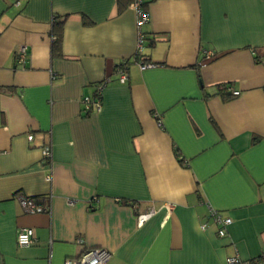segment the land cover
<instances>
[{
  "label": "crops",
  "instance_id": "1",
  "mask_svg": "<svg viewBox=\"0 0 264 264\" xmlns=\"http://www.w3.org/2000/svg\"><path fill=\"white\" fill-rule=\"evenodd\" d=\"M119 1L0 0V264H264V0H144V70Z\"/></svg>",
  "mask_w": 264,
  "mask_h": 264
},
{
  "label": "built area",
  "instance_id": "2",
  "mask_svg": "<svg viewBox=\"0 0 264 264\" xmlns=\"http://www.w3.org/2000/svg\"><path fill=\"white\" fill-rule=\"evenodd\" d=\"M18 5L20 2L17 3ZM144 0H132L130 7L136 12L137 15V28H138V49L136 54L140 57V67L144 70L148 67H152L151 63H147L144 61V35L143 28L150 21V15L143 8ZM27 57V49L25 47L20 48L17 51V59L19 63L24 64ZM119 81L121 83H126L128 80V73L125 70L119 69L118 71ZM105 87V83L100 84L97 87L94 98H87L84 101L85 111L89 113L93 108L100 110L101 108V96L102 90ZM234 96H239L240 92L234 91ZM29 140H33V136L30 135ZM52 152L50 148L45 149V156L47 158H51ZM20 205L24 209V211L28 214H38L44 212L43 207L38 204L35 199H29L23 196L19 198ZM155 214L154 210H151L148 213L139 215L138 221L139 224L142 225L148 219H150ZM211 217L213 221L220 227L219 236L225 237L227 233V228L232 224V220L230 218H225L218 212L211 210ZM206 226L204 225L203 228ZM35 242V233L32 229H24L20 231L17 235V244L20 247H29L33 245ZM112 258V254L105 249H87L84 251L77 259H69L64 264H109ZM229 264H254L253 262H242L237 257L229 258L227 260Z\"/></svg>",
  "mask_w": 264,
  "mask_h": 264
},
{
  "label": "trees",
  "instance_id": "3",
  "mask_svg": "<svg viewBox=\"0 0 264 264\" xmlns=\"http://www.w3.org/2000/svg\"><path fill=\"white\" fill-rule=\"evenodd\" d=\"M119 2H120V7H123V6H126V5L131 4L132 0H121ZM143 8H144V10L146 12H148L147 11V3L146 2H144ZM62 26H63V22L60 21L59 19H56L55 18L54 19V32L53 33H54V36H55L56 39L54 41V46H53L54 52L55 51L57 52V51L60 50V46H61V29H62ZM143 35H144V45H145L146 42H148V44L150 46L153 45V42L154 41L153 40H150L148 37L146 38V34H145L144 30H143ZM144 58H145V56H144ZM140 61H141L140 57L136 54L134 56L133 63H140ZM144 61L147 62L148 60H146V58H145ZM129 63H130L129 61L122 62L118 66V71H119V69H122V70L127 71V73H128V65H129ZM219 89H220V91L224 90V88H222V87H220ZM226 235H227V233H226ZM221 238H223V237H221Z\"/></svg>",
  "mask_w": 264,
  "mask_h": 264
}]
</instances>
